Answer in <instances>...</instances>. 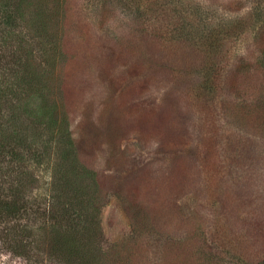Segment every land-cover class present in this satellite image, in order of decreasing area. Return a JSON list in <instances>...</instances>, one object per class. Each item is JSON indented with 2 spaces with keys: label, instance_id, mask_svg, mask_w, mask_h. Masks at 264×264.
Wrapping results in <instances>:
<instances>
[{
  "label": "rangeland",
  "instance_id": "1",
  "mask_svg": "<svg viewBox=\"0 0 264 264\" xmlns=\"http://www.w3.org/2000/svg\"><path fill=\"white\" fill-rule=\"evenodd\" d=\"M259 1L198 0L205 8L216 4L221 20L256 14ZM137 7L131 0L22 4L36 62L28 68L31 88L16 105L17 125L33 135L28 109L43 96L65 114L72 137L84 136L76 141L67 125L62 138L48 133L42 145L50 171L27 163L8 173L3 167L2 188L19 187L38 199L54 194L57 205H73L78 224L66 244L78 249L57 256L49 244L34 243L26 259L0 244V264H233L210 241L218 199L229 216L224 225L245 232L242 247L251 260L264 258L256 240L264 230V9L255 37L232 49L221 94L222 122L233 138L206 143L198 102L185 86L174 88L165 73H142L148 63L142 21L148 18ZM188 61L194 59L181 61L178 72L191 71ZM76 144L82 155L75 150L77 157L60 163Z\"/></svg>",
  "mask_w": 264,
  "mask_h": 264
},
{
  "label": "trees",
  "instance_id": "2",
  "mask_svg": "<svg viewBox=\"0 0 264 264\" xmlns=\"http://www.w3.org/2000/svg\"><path fill=\"white\" fill-rule=\"evenodd\" d=\"M131 1L136 2L138 13L142 12V17L148 18L146 25L142 21L141 46L143 59L148 62L142 73H165L169 75V81L173 83L174 88L177 83L185 86L186 92L198 102V121L206 143L219 139L222 141L225 138L231 141L233 134L227 133L219 110L221 94L228 88V75L231 74L233 65L232 49L239 42L250 41L255 37L254 34L258 33L264 0L258 2L256 14L245 17L237 15L226 20H221L216 16L217 13H214L216 4L205 8L198 0ZM24 2L25 0H0V171L4 167L7 173L16 167L19 168V164L23 163L44 166L50 171L51 163L46 157L45 146L42 145L50 140H46V136L51 133L62 138L64 125L68 127L69 136L72 137L73 133L69 131V122H64L65 114L62 117L60 115L63 114L58 115L54 110L56 105H48L47 99L43 98L40 92L41 102L28 109L31 127L35 130L33 135H27L17 125L16 105L21 100V92L25 88H31L32 81L27 79L33 78L28 68L36 62L33 52L30 51L28 31L23 29L26 24V19L21 13ZM37 26L43 24L39 22ZM260 52L264 54L263 48ZM185 59H194L188 61L193 66L190 67V72L184 70V67L181 74L178 72V64ZM24 78L26 79L21 80ZM83 136V133L79 132L72 138L80 141ZM76 145L78 148L74 147L73 151H64L66 158L59 159L60 163L73 154L76 156V152L79 156L82 155L81 145ZM112 156L111 153L109 157ZM87 169L90 170L89 174H93L91 168ZM2 176L0 244L4 250L28 259L31 257L30 251L34 249V243L36 248L40 243H45V246L49 244L47 251L54 255L76 254L78 248L75 244L71 245L73 247L66 244V240L72 239V233L78 224L73 218V214L77 215L73 205L67 202L57 205L54 194H47L46 197L38 199L19 187L5 190L2 185L6 179H2ZM9 184H12V180ZM217 201L219 205L213 207L214 215L208 230L214 250L218 253L225 252L226 256L230 254L233 264H264V258L260 262L252 261L247 249L242 247L246 242L244 231L234 233L233 228L224 225L229 222V216L223 201ZM263 231H258L256 238L261 249L264 247V235L261 237ZM43 233L45 237L41 240L39 237ZM260 255L264 256V253ZM71 261L70 259L67 263L71 264Z\"/></svg>",
  "mask_w": 264,
  "mask_h": 264
}]
</instances>
